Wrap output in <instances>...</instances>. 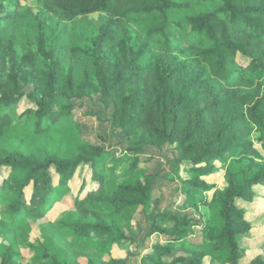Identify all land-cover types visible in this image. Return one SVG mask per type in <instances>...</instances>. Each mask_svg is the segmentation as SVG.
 <instances>
[{
    "label": "trees",
    "instance_id": "16d2710c",
    "mask_svg": "<svg viewBox=\"0 0 264 264\" xmlns=\"http://www.w3.org/2000/svg\"><path fill=\"white\" fill-rule=\"evenodd\" d=\"M21 1L16 10L0 11V172L20 173L16 198L7 207L12 222L42 219L66 190L74 214L63 227L78 238L111 237L108 254L133 243L116 217L151 203L155 177L108 188L98 171L107 151L82 140L73 113L95 94L108 115L101 120L134 155L131 172L145 149L169 145L190 176L185 183L210 195L200 200L208 214L199 229L210 248L188 240L190 226L200 222L172 218L175 234L168 245H155L141 263L202 264L225 254L221 264H240L246 252L239 240L248 236L249 225L236 202L252 201L253 188L264 186V165L248 156L257 155L253 133L264 144V0H213L212 10H206L208 0H26L71 27L93 16L104 19L87 55L73 44L65 47L64 77L54 51L16 53ZM24 97L34 108L17 114ZM227 162L237 171L229 166L226 190L212 191L201 177ZM161 232L152 223L146 238ZM131 256L87 264H129ZM166 256L173 259L166 262ZM41 259L78 264L46 250ZM0 264L18 262L7 250L0 252ZM248 264L264 260L257 256Z\"/></svg>",
    "mask_w": 264,
    "mask_h": 264
},
{
    "label": "rangeland",
    "instance_id": "374dc122",
    "mask_svg": "<svg viewBox=\"0 0 264 264\" xmlns=\"http://www.w3.org/2000/svg\"><path fill=\"white\" fill-rule=\"evenodd\" d=\"M212 2L214 1H207L206 10L213 9ZM4 10H16V0H0V11ZM19 11H22L20 13L22 34L14 44L16 53L19 56L30 53L37 56L43 50L54 51V58L62 60L59 70L63 77L68 67L67 56L64 58L65 47L73 44L81 49L83 56L87 55L91 48V40L97 30L104 25V19L97 16L81 21L73 27L65 25L57 22L35 1H21ZM261 85L264 87V79ZM30 91L31 88H28L25 93L28 94ZM98 99V95H90V98L73 113L75 121L80 126L82 140L103 146L107 151V156L99 162L98 171L105 174L108 188L113 189L121 184H134L149 175L155 177L151 203L145 208L129 209L116 217L121 232L125 237L133 240V243H126V249L114 247L110 255L107 251L111 237L90 234L87 238H78L69 229L63 227L61 224L71 222L74 214L73 203L66 190L57 193L42 219L12 222L7 207L16 198L20 173L15 171L8 174L7 169H2L0 188L4 184L5 186L0 192V252L10 250L18 264H48V260L41 259L43 250L51 251L60 261L78 264L106 261L109 256L124 259L131 253L129 264H142V257L150 253L155 245H168V238L175 234L172 218L200 222L196 226L195 224L190 226L191 236L188 240L193 244L210 248L211 243L199 231L201 223H204L208 214L204 205L200 204V200L205 195L209 200L210 195H204L203 191L192 189L185 183L190 176H187L184 167L177 164L179 156L177 149L169 145L145 149L139 155L136 168L131 172L134 155L126 151L127 145L123 142L121 134L113 131L109 124L103 121L108 115L103 112L102 104ZM29 108H34V104L24 97L15 113H22ZM90 112L97 114L91 116ZM258 137L257 133H253L257 155L249 153L248 156L260 165H264V144L257 141ZM238 158L239 156L233 160L236 161ZM229 166L237 171V165L227 162L213 171V174L201 177V180L213 186L212 191H225L228 186L225 172ZM75 182L76 180L71 184L72 188L75 187ZM253 190L255 196L252 201L244 202L238 199L236 202V206L243 210V220L249 225L248 236L239 240L240 246L246 252L240 264H248L257 256L264 260V186ZM29 194L27 190L26 195ZM152 223L162 232L146 238ZM172 250L177 248L174 247ZM224 257L225 254L207 257L202 264H221ZM172 259L173 256L164 257L166 262Z\"/></svg>",
    "mask_w": 264,
    "mask_h": 264
}]
</instances>
